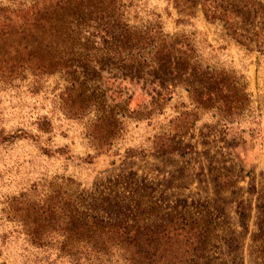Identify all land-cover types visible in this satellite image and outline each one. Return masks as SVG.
Masks as SVG:
<instances>
[{
	"label": "rangeland",
	"instance_id": "374dc122",
	"mask_svg": "<svg viewBox=\"0 0 264 264\" xmlns=\"http://www.w3.org/2000/svg\"><path fill=\"white\" fill-rule=\"evenodd\" d=\"M35 1L0 0V20ZM202 2L118 5L127 27L152 39L144 54L177 38L191 66L222 73L228 105L242 106L228 115L217 110L218 79L163 87L130 66L118 79L103 71L102 119L93 107L76 114L62 72L14 66L0 40V264H76L66 216L89 214L140 228L184 215L206 245L197 264H264V52Z\"/></svg>",
	"mask_w": 264,
	"mask_h": 264
},
{
	"label": "trees",
	"instance_id": "16d2710c",
	"mask_svg": "<svg viewBox=\"0 0 264 264\" xmlns=\"http://www.w3.org/2000/svg\"><path fill=\"white\" fill-rule=\"evenodd\" d=\"M202 6L208 18L223 20L240 43L264 52V0H203ZM10 13L6 21L0 20V40L9 45L14 66L32 68L36 73L62 72L71 84L67 100L72 101L76 114L93 107L102 119L106 112L102 73L106 69L118 79L125 66L132 67L138 77L147 67V73L153 75L151 81L163 87L186 82L197 90L207 79H218L217 110L228 115L242 107L237 102L228 105L222 73L191 66L182 50L185 43L177 38L165 39L144 54L152 39L127 27L118 0H36ZM204 98L201 95L196 100L199 105L210 103L212 97ZM66 217L72 219L64 230L76 238V264H104L103 259L114 254L124 255L130 264H197L202 258L199 253L206 249L201 232L181 222L184 215L157 228H140L124 217ZM190 248L193 253L186 256ZM262 253L264 258V245Z\"/></svg>",
	"mask_w": 264,
	"mask_h": 264
}]
</instances>
